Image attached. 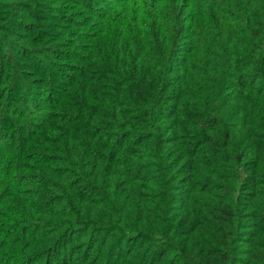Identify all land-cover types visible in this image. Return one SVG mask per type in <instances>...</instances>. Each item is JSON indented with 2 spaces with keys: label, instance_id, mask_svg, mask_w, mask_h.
Returning <instances> with one entry per match:
<instances>
[{
  "label": "trees",
  "instance_id": "trees-1",
  "mask_svg": "<svg viewBox=\"0 0 264 264\" xmlns=\"http://www.w3.org/2000/svg\"><path fill=\"white\" fill-rule=\"evenodd\" d=\"M2 2L0 264H264V0Z\"/></svg>",
  "mask_w": 264,
  "mask_h": 264
},
{
  "label": "rangeland",
  "instance_id": "rangeland-1",
  "mask_svg": "<svg viewBox=\"0 0 264 264\" xmlns=\"http://www.w3.org/2000/svg\"><path fill=\"white\" fill-rule=\"evenodd\" d=\"M2 1H13V0H0V23H5V21H6V20H4L5 17L6 18L10 17L11 16V12L9 10H7V11L3 10V8H2L3 2ZM42 1H45V0H42ZM42 14L45 15L46 13H44L42 11ZM39 23H43V24L48 25V27H45V28L41 27L40 28L42 32L48 33V32L53 30L56 33L55 35H59V33H60L59 30L57 28L52 27L51 24L48 22L47 18L40 19ZM13 31H15V32L18 31V27H16ZM20 35L21 34H17V32H16L11 37H13V39H15L16 41H19V43H23V44H25V45H27L29 47H32V48L35 47L36 42L34 40L33 41H28V39L21 38ZM43 36H44V34H43ZM48 41H49V38H46V37H43V38L40 39V42L42 44L43 43L46 44V43H48ZM24 77H25L26 80L30 79L29 74H25Z\"/></svg>",
  "mask_w": 264,
  "mask_h": 264
}]
</instances>
